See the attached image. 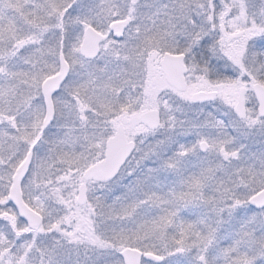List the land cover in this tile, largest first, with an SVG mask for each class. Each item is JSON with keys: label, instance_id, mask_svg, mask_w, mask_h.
I'll use <instances>...</instances> for the list:
<instances>
[{"label": "snow or ice", "instance_id": "1", "mask_svg": "<svg viewBox=\"0 0 264 264\" xmlns=\"http://www.w3.org/2000/svg\"><path fill=\"white\" fill-rule=\"evenodd\" d=\"M0 264H264V0H0Z\"/></svg>", "mask_w": 264, "mask_h": 264}]
</instances>
